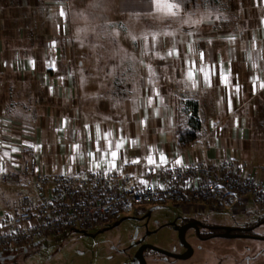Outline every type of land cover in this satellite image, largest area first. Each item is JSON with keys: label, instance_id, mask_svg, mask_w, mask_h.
Wrapping results in <instances>:
<instances>
[{"label": "crops", "instance_id": "crops-1", "mask_svg": "<svg viewBox=\"0 0 264 264\" xmlns=\"http://www.w3.org/2000/svg\"><path fill=\"white\" fill-rule=\"evenodd\" d=\"M111 1L109 21L124 23L127 39L134 34V23H152L155 29L125 48L115 46L112 38L104 55L97 46L93 51L79 44L72 53L61 47L71 38L68 0L19 3L20 9L9 15L2 12L0 0V165L5 169L0 172V221L18 213L27 192L28 177L21 174L25 162L34 160L49 175L93 168L89 153L96 152L97 126L101 150L105 133L113 150L123 141L116 171L139 176L140 184L150 172L175 166L177 159L189 164L239 158L264 165V0H236V7L222 14L206 5L189 12L187 22L175 17L180 24L174 26L164 8L172 0L159 6L155 0ZM170 49L179 55L167 56ZM118 50L123 52L112 62L109 56ZM189 70L196 87L187 79ZM103 71L109 76L99 73ZM194 106L201 122L198 137L183 145L178 131L190 128ZM73 145L79 149L74 151ZM161 154L166 165L147 163L149 156L159 162ZM100 155L96 152V162ZM137 159L139 163H131Z\"/></svg>", "mask_w": 264, "mask_h": 264}, {"label": "rangeland", "instance_id": "rangeland-1", "mask_svg": "<svg viewBox=\"0 0 264 264\" xmlns=\"http://www.w3.org/2000/svg\"><path fill=\"white\" fill-rule=\"evenodd\" d=\"M39 1L1 0L2 12L9 15L14 9H20L17 6L19 3ZM68 1L71 14L69 24L71 38L68 42L61 44L68 53H72L73 48H78V45L82 44L92 48L93 51L96 46L99 49L102 47L104 55H107L112 48V38L117 43L115 46L125 48L127 44H130V40L137 45L145 31L155 29V24L152 23H134L132 27L134 34L132 38L127 39L125 24L120 21H109L110 18L107 15H111L114 9L111 0ZM174 1L180 4L181 9L177 16L170 17V26L180 24L176 23L175 17L181 16V21L186 22L185 17L189 16V12L200 7L204 8L206 5H212L214 11L221 14L223 11L229 12L236 7V0H196V2L189 1L187 7L184 4L188 0ZM162 2L163 0H160V3ZM28 11L29 9H26V12ZM165 13L167 14V11ZM15 20L17 22L19 19L15 18ZM122 52L123 50H118L116 55L109 56L110 60L118 61ZM92 57L95 61L96 56L92 55ZM103 62L105 63L106 60ZM114 72L112 71L110 75ZM99 73L109 74L106 71ZM97 76L101 77L98 72ZM102 79H105L104 76ZM175 202L169 200L138 209H127L112 217L106 225L97 226L89 231L67 228L42 239L36 245L7 253L9 255L3 261L1 259L0 264H142L139 254L142 244H151L173 254L186 253L188 249L179 237V227L190 220L203 221L212 226L258 225L251 230L253 234L226 237L216 233L208 238L196 236L193 234L194 229L188 227L184 235L193 250L190 257L163 256L158 251L147 247L144 255L146 263L264 264V210H258L254 204H250L247 207V213V209H244V212L235 214L229 211L211 210L196 204L179 206ZM209 232L206 229L203 235Z\"/></svg>", "mask_w": 264, "mask_h": 264}, {"label": "built area", "instance_id": "built-area-1", "mask_svg": "<svg viewBox=\"0 0 264 264\" xmlns=\"http://www.w3.org/2000/svg\"><path fill=\"white\" fill-rule=\"evenodd\" d=\"M104 171L85 167L80 172L49 175L34 160L25 162L21 174L28 177L27 192L18 213L0 221V260L8 252L67 228L89 231L127 209L169 200L179 206L196 204L235 214L250 204L264 210V165L239 158L165 166L150 172L146 184H140L137 175L118 171L105 175ZM9 173L5 172V181Z\"/></svg>", "mask_w": 264, "mask_h": 264}, {"label": "snow or ice", "instance_id": "snow-or-ice-1", "mask_svg": "<svg viewBox=\"0 0 264 264\" xmlns=\"http://www.w3.org/2000/svg\"><path fill=\"white\" fill-rule=\"evenodd\" d=\"M155 2H156V4L158 6L160 5V0H155ZM164 8L166 9L167 14L170 15V16H177L179 14V12H180V4L176 3V2H171V3L166 2L164 4ZM60 15L61 16L65 15L63 10H61ZM207 18L210 19L211 17L209 16ZM215 18L218 20L221 17L217 16ZM193 23H196V21H193ZM261 23H264V18L261 19ZM165 35H173V34L172 33H165ZM156 39H157V37L155 35H153L154 44H155ZM231 39L234 40L235 38L231 37ZM52 46L53 47L55 46V41L52 42ZM173 55H177L178 56L179 55L178 50L170 49L167 52V56H173ZM203 55L204 54L201 52L200 53L201 60H203ZM164 58H165L164 56L160 57V59H164ZM30 63H32L33 66H34L35 62L32 61ZM148 71H149V73L151 75L154 76V72L151 69V66H148ZM200 71L202 73H204L205 84L210 86L211 81H210V77H209L208 73H206L203 68L200 69ZM187 79L189 81H191V86L192 87H196V81L194 79V73L191 70H189L188 73H187ZM255 79L256 78H254V89H255ZM223 83H225V85H227L228 81H227L226 77L223 78ZM260 87H264V82H262L260 84ZM154 91H155V95L157 97H159L158 90H154ZM236 91H237V93L239 92V85L236 86ZM147 102H148V104H152V102H153L152 98H149ZM229 110H231V100H229ZM64 123L66 124L67 121L65 120ZM141 123H146V121H142ZM109 135H110L109 133H105L104 139L107 141V143H106L105 148L103 150H101V148H100L99 126H97L96 152L101 154L100 155V160L98 162H96V152H90L89 153V155L91 157H93V161H94L93 168L94 169L100 168L103 165L104 168H105V171H104L105 175H107L109 172L117 170L116 160L119 158V149L122 147V143H123V141L116 143V145H115V149L116 150H113L112 142L110 140H108V136ZM78 149H79V145H73V150L74 151H76ZM13 151H16V149H13ZM124 163H129V161H127L125 159ZM131 163H139V160L138 159L137 160H133V161H131ZM147 163L149 165L161 166L162 167V166L166 165L168 163V161H167V158L163 154H161L160 157H159V162H157V160L153 156H149L147 158ZM174 163H175V165H181L182 161L180 159H177V160H175ZM3 171H5V169L3 168L2 165H0V172H3ZM141 183L146 184L147 182L146 181H141ZM0 227H2V225H0Z\"/></svg>", "mask_w": 264, "mask_h": 264}, {"label": "trees", "instance_id": "trees-1", "mask_svg": "<svg viewBox=\"0 0 264 264\" xmlns=\"http://www.w3.org/2000/svg\"><path fill=\"white\" fill-rule=\"evenodd\" d=\"M173 2H175L174 0H172ZM177 1H180V0H177ZM184 1V0H182ZM189 1H194L196 2V0H188L186 1L187 3H185L184 5L187 7V4ZM189 125H190V128H179V131H178V139L179 141L183 144V145H187L189 144L191 141L195 140L197 137H198V131H199V128L201 126V122H200V119H199V115H198V107L197 106H194L193 109H192V117L190 118L189 120ZM258 224H254L252 227H248V228H244V229H234L233 231L234 232H246V233H251V229L256 227ZM217 229V228H215ZM221 231H224L222 228L220 229H217V230H214L212 231V233H218V232H221ZM8 253H11V252H8ZM161 254V253H160ZM163 255V254H161ZM165 256V255H163Z\"/></svg>", "mask_w": 264, "mask_h": 264}, {"label": "water", "instance_id": "water-1", "mask_svg": "<svg viewBox=\"0 0 264 264\" xmlns=\"http://www.w3.org/2000/svg\"><path fill=\"white\" fill-rule=\"evenodd\" d=\"M190 225H193V226H196L197 223H194V224H186V225H182L180 228H179V237L180 239L182 240V242L185 244V246L187 247L188 251L184 254H173L171 252H168L162 248H159L157 246H154V245H151V244H143L140 248H139V254H140V257H141V260H142V264H147L146 261H145V257H144V254H143V251H144V248L145 247H150L156 251H158L159 253L165 255V256H171V257H176V258H188L191 256L192 254V247L191 245L187 242L186 238H185V235H184V229ZM220 235H224L226 237H232V236H237V234H233L231 232V227H226V231L224 233H221Z\"/></svg>", "mask_w": 264, "mask_h": 264}, {"label": "flooded vegetation", "instance_id": "flooded-vegetation-1", "mask_svg": "<svg viewBox=\"0 0 264 264\" xmlns=\"http://www.w3.org/2000/svg\"><path fill=\"white\" fill-rule=\"evenodd\" d=\"M194 223H197V225L196 226H193V225H190V226H188V227H192L193 229H194V232H193V234H195L196 236H198V237H200V238H208V237H210V236H212L213 234H216V233H212V229H215V228H222L224 231H221V232H218L219 234H221V233H224L225 231H226V226H212V225H210V224H207V223H204L203 221H197V220H190V221H187V223H185V224H183V225H186V224H194ZM181 227V226H180ZM179 227V228H180ZM188 227H186L185 229H184V232H185V230L188 228ZM244 229V228H248V227H238V226H236V225H232L231 226V232L233 233V234H237V235H243V236H245V235H248V234H253L251 231V233H246V232H234L233 230L234 229ZM209 230L210 232L209 233H207V234H205V235H203V231L204 230ZM253 229V228H252ZM251 229V230H252ZM251 236V235H250ZM36 244H38V243H36ZM36 244H34V245H36ZM143 245V244H142ZM141 245V246H142ZM185 245V244H184ZM140 246V247H141ZM29 247V246H28ZM27 248V247H26ZM25 248V249H26ZM150 248V247H149ZM147 249V247H145L144 248V251H143V254L145 255V250ZM152 249V248H151ZM9 254H7L5 257H7ZM5 257L2 259V261L5 259Z\"/></svg>", "mask_w": 264, "mask_h": 264}]
</instances>
